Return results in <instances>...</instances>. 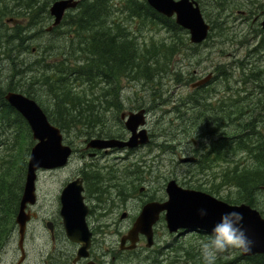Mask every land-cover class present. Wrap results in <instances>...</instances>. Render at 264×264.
<instances>
[{
    "label": "rangeland",
    "instance_id": "374dc122",
    "mask_svg": "<svg viewBox=\"0 0 264 264\" xmlns=\"http://www.w3.org/2000/svg\"><path fill=\"white\" fill-rule=\"evenodd\" d=\"M113 2H116L117 4V6H115L114 18L120 21L122 18V21L125 20V23L127 24L126 26L128 27L129 25V29L143 48H145L144 46L148 47L153 44L159 45L160 42L169 41L170 43H174V41H178L175 33H169L165 27L159 24L156 25L150 20H144V22L139 18H134L133 20L128 18V20H126L128 15L121 13L122 9L120 8V3H122L123 0L122 2L119 0H113ZM214 4L211 0H207L205 1V5L202 7L207 22L211 24L210 22L213 21L217 24V29H215L213 33L212 31L210 33L213 36L211 40H207L202 45L195 46L190 43L188 35H186L185 38H182L183 42L187 43V45L184 49H181V52L176 53L172 58L171 71L163 77L157 78L156 83H152V85L146 83L144 80L142 81V79L139 81L135 79L129 81V79L123 78L120 80L122 82H120L118 88L122 90L121 102L124 104V106L122 104V107H124L123 111H138V107L140 106L148 110L147 130L152 136L150 142L152 144L130 153L115 151L110 152L107 155L101 154L102 156L94 159L84 151L86 149L87 137L82 135L81 131L75 129L70 133L69 141L66 140V143L75 149V153L68 166L63 169L52 171L53 173L41 172L39 174L37 184L39 203L45 205L50 213L57 208V199L60 194V190L70 178L83 172L85 169V163L86 165L94 163V165L100 167L101 170H105L113 166V170L121 172L119 173L121 174L119 176L123 177L122 174L129 164L140 159L145 160L146 165L144 164L145 166L142 165V167L146 168H143L145 173L142 174L141 183L139 180H134L135 178L130 177L127 178L129 180L128 185H126V181L122 180L119 182L123 183H115L112 188H109L106 184L111 182L107 178L103 180L105 188H108V190H112L113 192L120 191L119 185L121 187L124 185L127 192L129 190L131 191V189H135V192L131 191V195L125 196V200L117 198L115 200V204L110 201L109 196L107 199L108 204L105 205L104 209H101L100 199H103V196L98 195L91 197L88 192L86 194L88 200L96 210L97 216L95 219L97 220H95V225H97V229L100 230L102 226H105L104 229L108 232L107 239L102 241L101 245L102 251L108 254L106 259L108 264L112 263L114 256L116 259L118 258L122 235L127 234V232L133 227V219L121 221L123 213L127 212L131 215V218L135 216L138 212L140 198L146 196H150L149 198L155 196L161 201L167 200L165 190L169 181L176 180L184 188L195 190L202 189L201 191H205L210 194L213 193L212 195L217 198H227L229 200H233L234 202L238 201L241 204H244L242 202H244L247 197L241 194L237 184H230L232 176H229V173L236 171L237 169L238 171H242L249 168V171L260 172V175L264 176V164H261V167L258 168L260 166L257 162L258 158L255 157V155L252 154L251 156V154L247 151L242 150L232 153L227 158L225 157V160L215 163L210 171L198 176L195 175L196 169L194 165L182 164L179 161V156L181 158H186L187 156L190 157V155L191 157H198V155H201L199 152L202 149V146L199 143L200 141H198V144L195 146L192 142L193 138L197 139V136L189 138V136H185L183 134L181 126L185 122L183 120H188L187 125L192 127V120H190L189 117L193 114L188 113L190 112V107L188 108L189 111L185 110V107L182 104H185L188 95L191 94V86L206 80L209 76H212V78L205 84V90L208 91L207 101L213 104V107L211 108L215 109L214 106H216L221 99L223 101L225 100V103L230 97L237 95L236 101H240V105L245 107L247 110L246 116L243 117L244 120L242 119V121L249 122V120L251 121L254 118L257 120L258 126L256 129L249 131L252 135L255 133L254 136L251 135L250 146H256L255 139L258 138V131H260L264 137V92L256 85V83L253 82V78H244L242 76L243 71L249 73L250 70L264 68V47L260 46L261 40L264 39V30L261 29L264 21V0H236L234 3L227 5V7H225V11L223 12L222 10L221 15L218 14V9ZM10 19V17H5L3 24L6 27L8 26V28H14L16 23L11 22ZM219 20L225 23H222ZM128 22L130 24H128ZM22 23L25 25L27 24V21H22ZM42 26L43 25H41L39 29H42ZM62 28H65L61 31L63 34L64 30L67 29V26ZM256 30H263V33L258 35ZM41 36L32 42L34 46L37 44L43 45L48 39L45 35ZM65 41L66 39L63 37L61 38V41L56 44H59L61 47L66 45ZM36 51L25 52L23 56L28 62L35 61L37 58L36 55L39 56ZM52 53L46 52V58L43 60L46 64L61 62L60 60L63 61V56L61 54L54 53L55 57H52ZM57 57L59 58V61L57 60ZM232 61L235 63H231ZM244 63L246 64V68ZM221 66H226L227 69H231L228 70L230 72L232 71L231 73H233V76L231 74V77L228 78L229 82L226 81L224 77L219 78L218 68ZM8 74L9 65L6 62H3L0 64V80L2 81L3 87L8 86ZM29 85L31 86V91L37 93V98L35 97L36 101L43 108L50 111L51 114H54L53 112L56 109L55 103L48 93L36 84H28L25 85V87ZM78 86H80L78 91L85 95V100L94 101L96 104L99 103L100 89L94 90L93 88L92 90L89 85L80 82H78ZM21 91H23L22 88ZM83 91H87L86 93L88 94ZM205 92L203 95L206 94ZM179 101L181 102L180 104ZM223 101L222 104L226 106ZM176 104H179V106L175 108L174 112L173 108ZM222 106L219 108V112L220 115L224 117L223 110L226 107ZM178 108L182 110L179 113L177 112ZM234 110H236V108H234ZM121 113L122 111L117 112L116 115L114 114V110H110L106 113V126H108L107 128L110 129V133L114 136L129 138L130 133L126 130L125 125L121 120ZM200 126L204 129L207 128L208 125H204L205 127L203 125ZM203 129L201 130V133L207 136L211 135L210 133L207 134L208 132H205L207 129ZM226 131L225 125L224 127L222 125L221 136H223L222 134L225 136ZM170 132H173L172 134L175 136L170 135ZM208 139H206L207 141H204L202 144L209 143L212 136L209 140ZM0 142H4V139L1 138ZM167 144L171 146L173 145L175 149L168 147ZM2 151L3 149L0 150V152ZM188 153L190 155H188ZM262 161H264L263 158ZM19 163H21V161ZM94 172L96 173L97 170ZM99 175L101 176V174ZM97 177L99 176L95 177V181ZM134 186H137V190ZM198 187L201 189H198ZM141 188L145 189L143 193H140ZM130 198L133 200H130ZM248 198L251 200L250 196H248ZM254 199L255 203L253 208L258 210L262 216H264V186L256 190ZM120 205L123 206L120 207ZM105 209L107 211L103 216L102 213ZM181 234H170L165 221H161L155 227L154 250L147 248V242L145 240L141 250L142 253L140 255L125 254L120 257H122V259H125V257L131 258L132 260L136 259L138 263L141 261L143 264H154L152 261L155 257H158L159 255L161 256L162 254L163 259L165 258L163 260L165 261V264H195L196 261L197 264H202L199 251L200 244L207 236H203L198 233ZM154 254H156V256ZM19 256L18 237L15 236L5 244L0 257L2 264H16ZM150 256H152L153 259L150 258ZM240 256L241 253L236 252L230 261H237L234 264H247L246 261L239 258ZM116 259L113 260V262H115ZM225 263L226 262L224 261L217 262V264ZM117 264L124 263L120 262Z\"/></svg>",
    "mask_w": 264,
    "mask_h": 264
},
{
    "label": "trees",
    "instance_id": "16d2710c",
    "mask_svg": "<svg viewBox=\"0 0 264 264\" xmlns=\"http://www.w3.org/2000/svg\"><path fill=\"white\" fill-rule=\"evenodd\" d=\"M55 1L56 0H0L1 2L0 3L1 4L0 5V27H1L0 28V58H1L0 64L6 62L9 65V74L7 75L8 86L4 88L2 86V81L0 80V100L4 98L3 96H5L8 89H9L8 91H18V90L21 91V88L23 89L22 92L24 94H26L31 98L36 99L37 98L36 92L24 90L26 89L24 88L25 85L36 84L41 89H44L49 96L51 94L50 97L52 99L54 98L53 101L56 106V110L53 112L54 114H52L51 116V113L45 108L44 111L47 113L51 122L63 131L68 141H69L70 133L73 132L75 129L89 136H93L96 133L97 136L100 138L114 137L112 133L105 134L103 131L96 132L92 129L91 127L92 124L106 123L105 112L108 110H106L105 105L102 104L100 100L98 104H96L94 101L85 100L84 98L85 95L78 91V87H79L78 82L85 81L86 83H90V84L97 82L95 83V85L99 83H100L99 85L104 84L105 86L104 89H107L110 92H106V94H104L103 97L106 98L107 93L108 94L110 93V95H108V99L106 98V100L108 103L114 105V109H113L114 114L117 115V112H120L122 109V103H120V99H119V94H121V90L120 88H118V83L120 82V80L123 79L124 77L129 80L144 79L147 82H153L155 77H157V75L155 76L156 73H163L164 75L169 73L171 71L172 58L175 56L176 53L181 52V49L182 48L184 49V47L187 45V43L183 42L182 38H185L186 35H188V33L183 29H181L180 27H178L174 19H166L161 15H159L158 13H156L148 5L146 0L145 1L123 0V2L120 4V8L122 7L121 13L126 15H128V13L130 14L128 15L126 20H128V18L134 19L140 17L139 19L150 20L154 24L158 23L159 25L164 26L165 28H167L169 33L173 31H174L173 33H175L176 35L178 33L177 35L178 42H174V43H170L168 41L160 42L159 45L153 44L148 47L144 46L145 48H143L140 45V43L136 40L131 30L125 25V21H120L114 18L115 6H117V4L113 3L112 2L113 0H83L80 3L78 9L75 12L71 13L70 16L68 15L67 19H65L67 24L64 21L65 23L63 25L65 27L67 26L66 32L61 34L62 27H64L61 26L55 29L54 32L55 38L52 39L48 38L47 39L48 41L46 40V42L43 45L37 44L36 46H34L32 42L40 38L39 36L45 35L47 37H50L49 34L47 35L45 34L46 32H39L40 30L38 29L37 26L43 24L44 22L47 23L49 20L51 21V17L49 14V7ZM129 1L131 2L129 3ZM196 1L200 4L202 8L205 5V1L207 0H196ZM211 1L213 4L215 3L214 5L217 7L219 15H221L222 8L223 11H225V7H227V5L229 4L234 3L236 0H211ZM133 3H135L134 7H133L134 5ZM13 4L16 5L13 7ZM141 7L142 9L139 10ZM129 8L130 10H128ZM135 8L137 9V11L135 10ZM112 12L114 13V15L112 14ZM141 13H143L144 15L143 14L141 15ZM4 17H10L12 19L17 20L18 22L16 23L14 28H8L3 25ZM146 17L148 19H145ZM22 21H27V24L24 25ZM210 23L212 24V33H213L214 30L217 29V24H215L216 22L213 21H211ZM124 32L126 33V35ZM256 32L258 35L260 33H263L261 30H256ZM63 36L66 39L65 41L66 45L60 47L59 44L57 45L56 43L61 41V38ZM126 37L127 38L129 37L130 39L129 38L127 39ZM212 37H213L212 34H210L208 40H211ZM260 46L264 47V39L261 40ZM33 47L37 50L36 53L39 54V56L36 55L37 58L35 61L28 62L23 55L25 52L28 51L32 52L34 49ZM139 47H141L140 48L141 51H139L140 50ZM190 47L192 48L191 45ZM52 50L54 51L53 53L56 54L60 53L61 55L64 54L63 61L56 63L53 62L52 64H46L43 61V59L46 58L45 54L46 52L50 53ZM41 51L43 52L44 55L42 54ZM77 52L78 55L79 53H81L82 56L78 57ZM137 52L141 54L137 55ZM159 52H161L162 54ZM73 59L75 60L80 59L82 63L81 66L80 64L75 63ZM18 62L21 65L18 64ZM63 64L65 65V67ZM67 66H69L70 68ZM244 66L246 68V64H244ZM73 67L75 68V70ZM226 69H227L226 67L223 68L219 67L218 73L220 77L221 76L224 77V79L229 82L228 78L231 77V75H229L231 73L228 69L227 70ZM46 73L48 75H46ZM242 76L244 78H250V77L253 78V82L256 83V85L260 87V89L264 92V78H263L264 68L262 69L259 68L258 70H250L249 73L243 71ZM77 77L79 78L77 79ZM117 77L119 80H117ZM107 81H110L111 83ZM56 82L57 84H55ZM202 89H199L198 91L200 92H197L200 94L199 96L193 95L190 97V99H194L195 101V104H193L194 112L196 111L195 109H198V107L206 105V103L204 104L201 102L202 98L205 99L209 107H213V104L207 101V97L203 96V93L206 91L205 88ZM1 93L3 94L1 95ZM205 95H207V92ZM230 98L225 103L226 106L221 104L222 101H219L217 105L214 106L215 108L213 110L214 114H211L210 116L208 115L206 116L207 113L204 110H202V108L200 107L198 111L195 113V116L189 117V119L192 121L194 120L201 121L203 119L202 125L207 124L208 125L207 128L209 129L208 131L206 130L205 132L208 133L211 132V135L209 137L211 136L214 138L216 136L218 137L215 138L216 141L212 139L213 143L211 142V144L208 146L209 151H207V153L204 152L201 154L202 157L200 156L197 166L195 167L196 176L200 175L201 173L210 171L215 163L225 160V157L227 158L232 153H236L237 151L240 150L247 151L249 154H253V155L257 153L255 157L258 158V156H260L257 161L260 165L258 168L261 167V164H264V161H262V158L264 159V137L262 136V133L260 131L257 132L258 138L256 140L255 147L250 146L251 138L248 137L252 135L249 133V131L255 130L256 127L258 126L256 118L252 119L251 122L241 123L242 122L241 119H243V117L246 116L247 110L245 107L240 106V104L238 105L239 101L238 102L236 101L237 95L234 97L232 96ZM236 103L238 106H236ZM222 105L226 107L223 110V112L224 111L226 112L224 113V117H222L219 112V108ZM3 106H4L3 111L0 112V126H1L0 131L5 130V133L8 134L7 130L9 129L11 130L10 131L11 135L8 138V140L4 142L3 147L0 148V150L3 149V151L0 152V254L5 244L8 241H10L16 227L15 219L19 211L20 201L24 191L26 172H27V161L30 155L31 148L34 146L31 130L28 124L25 122V120H23V118L20 115L15 113L14 110H12L9 107H6L5 103H3ZM234 108H236V110H234ZM197 115L200 117V119ZM233 117L237 118V120L236 119L233 120ZM223 123L226 124L225 127L227 129V132H225L226 134L225 136L224 135L221 136L220 134L221 133L220 129H222L221 126L222 125L224 126ZM230 124L232 126H230ZM240 129L242 130L241 132ZM219 131L220 133H218ZM236 132L238 134H236ZM183 134L187 136L185 131L183 132ZM260 136L263 138H261ZM220 146L222 149L220 148ZM252 147L254 149H252ZM170 148H175V147L170 146ZM20 161L21 163H19ZM230 175L232 176L230 184L232 183L237 184L241 191V194L247 197L245 198V201L242 203H246L254 207V203H255L254 195L256 190L264 186V176L260 175V172L249 171V168L244 169L242 171H238L237 169L236 171L230 172L229 176ZM97 180L101 182L100 186ZM94 182L95 183L93 184L94 186L93 188L95 189L93 188L92 189L95 192L99 190L96 192L99 195H105L106 193H104V191L107 190L108 188H105L104 181L101 180V178L97 177L96 181L94 180ZM198 189L201 188L198 187ZM248 196H250L251 200L248 198ZM221 199L230 204H241L238 201L234 202L233 200H229L227 198H221ZM198 234L207 236V234L205 233H198ZM239 258L246 261L247 264H264V256H257L246 259L240 256ZM235 262L237 261L235 260L229 261L226 262L225 264H234ZM195 264H197V261L195 262Z\"/></svg>",
    "mask_w": 264,
    "mask_h": 264
},
{
    "label": "water",
    "instance_id": "95a60500",
    "mask_svg": "<svg viewBox=\"0 0 264 264\" xmlns=\"http://www.w3.org/2000/svg\"><path fill=\"white\" fill-rule=\"evenodd\" d=\"M81 0H58L50 8L53 24L48 29L52 31L59 27L66 14L77 8ZM148 5L158 14L174 19L177 26L189 33L190 43L202 45L209 37L211 25L205 20L199 3L195 0H147ZM264 29V21L262 23ZM206 80L193 85V88L205 85L211 80ZM8 104L13 107L28 123L33 139L36 142L32 148L27 167V175L16 223L19 227L18 246L24 255V242L27 224L31 220L27 212L29 206L37 203L38 173L42 170H56L65 168L73 155V148L64 143L61 129L51 123L45 111L36 100L18 92L10 91L5 96ZM125 128L131 133L128 141L118 139H94L87 148L98 151L109 149H137L150 142L146 111L122 114ZM182 163H193V157L181 158ZM84 185L81 179L67 184L61 193V215L64 219L68 237L77 243H82V253L87 255L91 245L92 234L87 224L89 208L83 196ZM168 200L165 202H152L146 204L138 216L133 228L122 238L121 244L129 241L134 249L141 236H145L147 247L154 245V227L164 214L168 232L205 233L209 234L221 215L228 210H238L244 214V227L249 237L254 241L251 252L242 254L243 258L264 256V217L262 214L247 204L233 205L218 199L208 193L185 189L176 180L170 181L166 186ZM206 207L209 215L201 219L198 210ZM125 216H123L124 218ZM23 261V259L21 260Z\"/></svg>",
    "mask_w": 264,
    "mask_h": 264
},
{
    "label": "flooded vegetation",
    "instance_id": "af4514ba",
    "mask_svg": "<svg viewBox=\"0 0 264 264\" xmlns=\"http://www.w3.org/2000/svg\"><path fill=\"white\" fill-rule=\"evenodd\" d=\"M114 137L119 138L120 140L123 141H127L128 139L125 137L120 138V136H114ZM100 139H104V138H100ZM84 151L87 152V154L93 158H98L99 155L101 154L107 155L110 152H114V150L108 152V151H95V150H87V149H85ZM123 152L130 153L127 150ZM78 179H81L83 181L85 187L83 196L85 198V203L89 208V212L86 220L89 227V231L92 234V237H91L90 248L88 249L87 252H85L87 253V255L86 254L84 255L81 251L83 247L82 243L73 242L68 237L65 222L61 215V198H60L61 191L68 183ZM86 181H87V177L84 174V172L83 174L80 173L79 175L70 178L65 183L64 187L60 190V194L57 199V208L53 212L49 213L45 205L39 203V196L37 203L34 206L28 207L27 211L31 215V220L29 221L26 230L25 243H24L25 253L24 255H22L19 249L20 256L16 264H36V263L37 264H108L106 260L108 254L102 251V247H101L102 241H104L108 237L107 236L108 232L105 231L104 229L105 226H102L100 230L97 229V225H95V220H97L95 219V217L97 216L96 210L94 209L93 205L86 196L87 192L91 197L98 196L99 194L94 192L93 189H88ZM144 191L145 189L142 188L141 193H143ZM104 193L106 194L102 195L103 199H100L101 209H104L105 205L108 204L107 199L110 196L111 191L107 189L104 191ZM149 197L150 196H146L140 199L138 212L135 216L131 218V215H129L127 212H124L123 215L121 216V221L126 219L127 220L133 219L132 225L134 226L138 216L140 215L143 207L146 204L152 202H163L160 199L156 198L155 196L151 198ZM121 206L123 205H120V207ZM106 211L107 210L105 209L104 212L102 213L103 216L105 215ZM123 216L125 217L123 218ZM164 218H165L164 215H161L159 223L161 221H164ZM127 234H123L122 238ZM14 235L18 236L17 226L14 231ZM144 241L145 238L141 237L137 246L134 249H130L131 243L129 241H126L124 245L120 244L118 258L116 259V257L114 256L113 260L116 259V261L113 262L112 260L111 264H117L120 262L124 264H143L141 261H139L138 263L136 259L132 260L131 258H127V257H125V259H122V257L120 256L125 254L140 255L142 253L141 250L143 248ZM152 249L150 248V250ZM161 256L155 257L154 260L157 261L155 262L153 260L152 262L154 264H165V261L162 260L163 256L162 257ZM22 259L23 261H21ZM0 264H2L1 257H0Z\"/></svg>",
    "mask_w": 264,
    "mask_h": 264
},
{
    "label": "bare ground",
    "instance_id": "6f19581e",
    "mask_svg": "<svg viewBox=\"0 0 264 264\" xmlns=\"http://www.w3.org/2000/svg\"><path fill=\"white\" fill-rule=\"evenodd\" d=\"M118 1V0H117ZM119 1H121L122 2V0H119ZM133 1H135V0H133ZM145 1V0H144ZM3 2V1H2ZM11 2V1H10ZM16 2V1H15ZM14 2V3H15ZM113 2V1H112ZM127 2V1H126ZM131 1H129V3H130ZM143 2V1H142ZM1 3V2H0ZM114 3V2H113ZM119 3V2H118ZM138 3V2H137ZM115 4H116V2H115ZM121 4V3H120ZM124 4V3H123ZM134 5H133V7L135 6V3H133ZM1 5V4H0ZM16 5V4H15ZM14 4H13V7L15 6ZM125 5V4H124ZM123 5V6H124ZM131 5H132V3H131ZM9 6V5H8ZM110 6H112V5H110ZM127 6H128V4H127ZM142 6V5H141ZM220 6V5H219ZM130 7V6H129ZM147 7V6H146ZM122 8V7H121ZM126 8V7H125ZM149 8V7H148ZM132 9V8H131ZM139 9V8H138ZM142 9V7L139 9V10H141ZM114 10V9H113ZM128 10H130V8L128 9ZM135 10L137 11V9L135 8ZM222 10H223V8H222ZM145 11H147V10H145ZM152 11V10H151ZM125 12V11H124ZM224 12V11H223ZM77 13V12H76ZM128 13V12H127ZM147 13V12H146ZM112 14L114 15V13L112 12ZM131 14H132V12H131ZM137 14V13H136ZM143 13H141V15H142ZM219 14V13H218ZM128 15H130L129 13H128ZM144 15V14H143ZM69 16H70V14H69ZM134 16H135V13H134ZM137 16V15H136ZM148 16V15H147ZM12 17V16H11ZM127 17V16H126ZM131 17V16H130ZM142 17V16H141ZM5 18V17H4ZM70 18V17H69ZM140 18V17H139ZM150 18V17H149ZM145 19H148L147 17L145 18ZM220 19V18H219ZM224 19H226V18H224ZM111 20V19H110ZM118 20V19H117ZM122 20H123V18H122ZM121 20V21H122ZM133 20V19H132ZM138 20V19H137ZM142 20V19H141ZM140 20V21H141ZM154 20V19H153ZM156 20V19H155ZM222 20V19H221ZM125 21V20H124ZM158 21V20H157ZM220 21V20H219ZM52 21H48L47 23H43V24H40L39 26H38V29H39V27L41 26V25H43L42 26V29H39L40 31L39 32H46L45 34L47 35V34H49L50 35V37H48V38H55L54 37V32H55V29L56 28H54L52 31H48V29L52 26V23H51ZM66 22V21H65ZM64 22V23H65ZM116 22V21H115ZM143 22H144V20H143ZM150 22V21H149ZM156 22V21H155ZM220 22H222V21H220ZM227 22V21H226ZM255 22H257V21H255ZM8 23V22H7ZM51 23V24H50ZM63 23V24H64ZM120 23V22H119ZM222 23H225V22H222ZM37 24V23H36ZM66 24H67V22H66ZM128 24H130L129 22H128ZM158 23H156V25H157ZM216 24V23H215ZM125 25H127L126 23H125ZM224 25V24H223ZM259 25H260V23H259ZM64 26V25H63ZM71 26V25H70ZM124 26V25H123ZM169 26V25H168ZM3 27V26H2ZM8 27V26H7ZM164 27V26H163ZM226 27V26H225ZM1 28V27H0ZM37 28V27H36ZM123 28V27H122ZM128 28H129V25H128ZM169 28V27H168ZM261 28V27H260ZM32 29H33V27H32ZM62 29H65V28H62ZM127 29V28H126ZM163 29V28H162ZM172 29V28H171ZM262 29V28H261ZM61 30V29H60ZM166 30H167V28H166ZM170 30V29H169ZM174 30V29H173ZM172 30V31H173ZM36 31H37V29H36ZM66 30H64V32H65ZM124 31V30H123ZM178 31V30H177ZM263 31V30H262ZM26 32V31H25ZM32 32H33V30H32ZM59 32V31H58ZM63 32V33H64ZM70 32V31H69ZM73 32V31H72ZM71 32V33H72ZM127 32V31H126ZM174 32V31H173ZM179 32V31H178ZM60 33V32H59ZM125 33V32H124ZM177 33V32H176ZM31 34V33H30ZM37 34H39V33H37ZM37 34H36V36H37ZM44 34V33H43ZM62 34V33H61ZM127 34H129V33H127ZM48 35V36H49ZM67 35V34H66ZM71 35V34H70ZM72 35H74V34H72ZM125 35H126V33H125ZM172 35H174V34H172ZM177 35H178V33H177ZM33 36V35H32ZM35 36V35H34ZM181 36V35H180ZM64 37V36H63ZM62 37V38H63ZM177 37V36H176ZM61 38V37H60ZM65 38V37H64ZM127 38V37H126ZM129 38V37H128ZM127 38V39H128ZM173 38V37H172ZM178 38V37H177ZM130 39V38H129ZM35 40V39H34ZM134 40V39H133ZM30 41V40H29ZM33 41V40H32ZM45 41V40H44ZM48 41V40H47ZM130 41V40H129ZM169 42V41H168ZM175 42V41H174ZM178 42V41H177ZM48 43V42H47ZM30 44H31V42H30ZM134 44V43H133ZM41 45V44H40ZM171 45V44H170ZM137 46V45H136ZM11 47V46H10ZM38 47V46H37ZM165 47V46H164ZM34 48V47H33ZM39 48V47H38ZM141 47H139V49H140ZM251 48V47H250ZM14 49H16V48H14ZM13 49V50H14ZM21 49H22V47H21ZM59 49H60V47H59ZM186 49V48H185ZM19 50V49H18ZM158 50H159V48H158ZM27 51V50H26ZM39 51V50H38ZM56 51V50H55ZM63 51V50H62ZM139 51H141V49L139 50ZM142 51H143V49H142ZM46 52V51H45ZM51 52H54L53 50L51 51ZM64 52H65V50H64ZM24 53V52H23ZM63 53V52H62ZM157 53V52H156ZM159 53H161V52H159ZM14 54V53H13ZM12 54V55H13ZM43 54V53H42ZM53 55H54V53H52ZM58 54H60V53H58ZM141 53H139V52H137V55H140ZM162 54V53H161ZM44 55V54H43ZM46 55V54H45ZM51 55V54H50ZM52 55V57H55V56H53ZM56 55V54H55ZM64 55V54H63ZM62 55V56H63ZM77 55H78V52H77ZM252 55H253V53H252ZM19 56H20V54H19ZM42 56V55H41ZM80 56H82V54L81 53H79V55H78V57H80ZM156 56H157V54H156ZM158 56H159V54H158ZM255 56V55H254ZM3 57V56H2ZM18 57V56H17ZM17 57H16V59H17ZM60 57V56H59ZM68 57H70V56H68ZM186 57H187V55H186ZM253 57V56H252ZM43 58V57H42ZM159 58V57H158ZM1 59V58H0ZM15 59V58H14ZM13 59V60H14ZM59 58L57 57V60H58ZM71 59V58H70ZM249 59V58H248ZM251 59V58H250ZM4 60H6V59H4ZM8 60V59H7ZM20 60V59H19ZM37 60H39V59H37ZM44 60V59H43ZM55 60V59H54ZM65 60V59H64ZM238 60V59H237ZM15 61V60H14ZM59 61V60H58ZM60 61H62V60H60ZM66 61V60H65ZM73 61L76 63H78V64H80V66H81V60L80 59H73ZM238 61H240V60H238ZM52 62V61H51ZM17 63V62H16ZM56 63V62H55ZM231 63H235V62H231ZM241 63V62H240ZM239 63V64H240ZM18 64H20L19 62H18ZM49 64V63H48ZM52 64V63H51ZM59 64V63H58ZM245 64V63H244ZM21 65V64H20ZM30 65V64H29ZM43 65V64H42ZM64 65V64H63ZM15 66V65H14ZM47 66V65H46ZM51 66V65H50ZM53 66V65H52ZM234 66V65H233ZM233 66H232V69H233ZM241 66V65H240ZM64 67H65V65H64ZM67 67H69V66H67ZM222 67V66H221ZM226 67V66H225ZM239 67V66H238ZM52 68V67H51ZM50 68V69H51ZM70 68V67H69ZM74 68V67H73ZM223 68V67H222ZM228 69H230V68H228ZM242 69V68H241ZM74 70H75V68H74ZM220 70V69H219ZM227 70V69H226ZM231 70V69H230ZM236 70V69H235ZM22 71V70H21ZM54 71V70H53ZM24 72V71H23ZM62 72V71H61ZM95 72V71H94ZM232 72V71H231ZM230 72V73H231ZM52 73H54V72H52ZM59 73V72H58ZM65 73V72H64ZM99 73H100V71H99ZM217 73V72H216ZM224 73V72H223ZM243 73V72H242ZM51 74V73H50ZM103 74V73H102ZM226 74V73H225ZM232 74V73H231ZM231 74H229V75H231ZM17 75V74H16ZM46 75H48L47 73H46ZM70 75V74H69ZM73 75V74H72ZM93 75V74H92ZM98 75V74H97ZM157 75V77H155V79H154V81L153 82H147V81H145L144 79V81L146 82V83H149V84H151L152 85V83H156V79L157 78H159V77H163L164 76V74L163 73H156L155 74V76ZM215 75V74H214ZM94 76V75H93ZM109 76V75H108ZM219 76V75H218ZM218 76H216V77H218ZM224 76V75H223ZM55 77V76H54ZM74 77V76H73ZM81 77V76H80ZM95 77V76H94ZM103 77V76H102ZM101 77V78H102ZM110 77V76H109ZM180 77V76H179ZM222 77V76H221ZM226 77V76H225ZM229 77V76H228ZM68 78V77H67ZM79 77H77V79H78ZM120 78V77H119ZM122 78V77H121ZM124 78V77H123ZM188 78V77H187ZM194 78V77H193ZM219 78H220V76H219ZM47 79V78H46ZM70 79V78H69ZM76 79V78H75ZM92 79V78H91ZM94 79V78H93ZM111 79V78H110ZM14 80V79H13ZM52 80V79H51ZM85 80V79H84ZM98 80V79H97ZM100 80V79H99ZM109 80V79H108ZM117 80H119L118 79V77H117ZM142 80V81H143ZM182 80V79H181ZM193 80H195V79H193ZM220 80V79H219ZM222 80V79H221ZM16 81V80H15ZM18 81V80H17ZM67 81V80H66ZM101 81V80H100ZM130 81V80H129ZM128 81V82H129ZM135 81V80H134ZM139 81V80H138ZM46 82V81H45ZM49 82V81H48ZM70 82V81H69ZM105 82V81H104ZM107 82H110V81H107ZM120 82H122V81H120ZM120 82L118 83V85L120 84ZM125 82V81H124ZM137 82V81H136ZM135 82V83H136ZM144 82V83H145ZM80 83H83V84H86V85H89L90 86V88L93 90V88H94V90L95 89H100V96H99V100H100V102H102V104H104L105 105V107H106V110H108V111H106L105 112V114L106 113H108L110 110H113L114 109V105L113 104H110V103H108L107 102V100H106V98L108 99V95H110V93L108 94L107 93V95H106V98L105 97H103L104 96V94H106V92H110L109 90H107V89H104L105 88V86H104V84H102V85H99V84H97V85H95V83H97V82H95V83H86L85 81L84 82H80ZM111 83V82H110ZM130 83V82H129ZM212 83V82H211ZM219 83V82H218ZM50 84V83H49ZM55 84H57V82L55 83ZM107 84V83H106ZM109 84V83H108ZM125 84V83H124ZM187 84V83H186ZM191 84V83H190ZM48 85V84H47ZM54 85V84H53ZM59 85V84H58ZM113 85V84H112ZM215 85V84H214ZM16 86V85H15ZM21 86H22V84H21ZM45 86V85H44ZM57 86V85H56ZM104 86V87H103ZM120 86H122V85H120ZM208 86H210V85H208ZM6 87V86H5ZM4 87V88H5ZM49 87V86H48ZM80 87V86H79ZM78 87V88H79ZM107 87V86H106ZM149 87V86H148ZM211 87H212V85H211ZM13 88V87H12ZM24 88H26V89H24V90H29V91H31V86L29 85V86H27V87H24ZM46 88H47V86H46ZM51 89H52V87H51ZM111 89V88H110ZM191 89H192V92H191V94L190 95H188V97H187V99H186V101H185V104H182L185 108V110H188L189 111V107H190V112H188L189 114H193L194 116H195V113L198 111V109L201 107L202 108V110H204L207 114H206V116L208 115V116H210L211 114H214V109H212L211 107H209L208 106V104H207V102L205 101V99L204 98H202L201 99V102L202 103H206V105H204V106H200V107H198V109H195L196 111L194 112L193 111V104H195V101H194V99H190V97L191 96H193V95H200L199 93H197V92H200V91H198L199 89L197 88V87H195V88H193V86H191ZM200 89H202V88H200ZM206 89H208V88H206ZM216 89V88H215ZM9 90V89H8ZM7 90V91H8ZM15 90V89H14ZM71 90V89H70ZM74 90V89H73ZM107 90V91H106ZM117 90V89H116ZM203 90V89H202ZM88 91V90H87ZM86 91V92H87ZM204 91V90H203ZM84 93H86L85 91H83ZM113 92H115V91H113ZM117 92V91H116ZM206 92H208V91H206ZM205 92V93H206ZM96 93V92H95ZM3 93H1V95H2ZM86 94H88V93H86ZM204 94V93H203ZM210 94V93H209ZM208 94V95H209ZM220 94V93H219ZM93 95H94V93H93ZM98 95V94H97ZM112 95H113V93H112ZM111 95V96H112ZM212 95V94H211ZM217 95V94H216ZM50 96H51V94H50ZM74 96V95H73ZM117 96V95H116ZM203 96H205V97H207V95H203ZM4 98L2 99V100H0V112L1 111H3V103H5L6 104V107H9V108H11L12 110H14V112L15 113H17L18 115H20L13 107H11L9 104H8V102L6 101V99H5V96H3ZM101 97V98H100ZM212 97V96H211ZM230 97V96H229ZM228 97V98H229ZM234 97V96H233ZM240 97V96H239ZM2 98V97H1ZM111 98H113V97H111ZM213 98H214V96H213ZM225 98V97H224ZM54 99V98H53ZM119 99H120V103H122L121 102V94H119ZM231 99V98H230ZM106 100V101H105ZM222 100V99H221ZM220 100V101H221ZM237 100V99H236ZM223 101V100H222ZM225 101V100H224ZM224 101H223V103H224ZM228 101V100H227ZM197 102V101H196ZM200 102V101H199ZM235 102V101H234ZM233 102V103H234ZM238 102V101H237ZM240 102V101H239ZM181 102L179 101V104H180ZM226 103V102H225ZM224 103V104H225ZM123 104V103H122ZM179 104L177 105H174V112H175V108L177 107V106H179ZM222 104V103H221ZM232 104V103H231ZM240 103H238V105H239ZM198 105V104H197ZM217 105V104H216ZM230 105V104H229ZM237 105V103H236V106H238ZM123 106H124V104H123ZM228 106V105H227ZM241 106V105H240ZM5 107V108H6ZM56 107V106H55ZM218 107V106H217ZM223 107V106H222ZM229 107V106H228ZM4 108V109H5ZM230 108V107H229ZM138 109L139 110H145L146 111V115L148 116V110H146L145 108H143V107H138ZM183 109V110H184ZM56 110V109H55ZM217 110V109H216ZM223 110V109H222ZM180 111H182L181 109H179L178 108V113L180 112ZM50 112V111H49ZM232 112V111H231ZM234 112H236V111H234ZM51 113V112H50ZM216 113V112H215ZM222 113V112H221ZM224 113H226L225 111H224ZM233 113V112H232ZM187 115V114H186ZM192 115V116H193ZM219 115V114H218ZM217 115V116H218ZM235 115V114H234ZM248 115V114H247ZM50 116V115H49ZM51 116H52V114H51ZM50 116V117H51ZM106 116V115H105ZM198 116V115H197ZM216 116V115H215ZM233 116V115H232ZM13 117H15V116H13ZM199 117V116H198ZM214 117V116H213ZM213 117H212V119H213ZM242 117V116H241ZM199 119H200V117H199ZM207 119V118H206ZM234 119H236L237 120V118H235V117H233V120ZM248 119V118H247ZM8 120V119H7ZM24 120V119H23ZM53 120V119H52ZM57 120V119H56ZM203 120V119H202ZM202 120L200 121V120H194V121H192V127H190V126H188L187 125V121L188 120H183V121H185L181 126H182V130H183V132L185 131L186 132V134H187V136H189V138H193V137H195V136H197V139H195V138H193V140H192V142L194 143V146L196 145V144H198V141H200L199 143H200V145L202 146V149L199 151L201 154L202 153H204V152H206L207 153V151H209L208 149V146L211 144V142L213 143V141H212V139L213 140H215L216 141V137L214 138V137H212V139H210V137L209 136H207V135H205V134H203V133H201L202 131H201V126L200 125H202ZM204 120H205V118H204ZM209 120V119H208ZM242 120V119H241ZM244 120V119H243ZM2 121V120H1ZM212 121V120H211ZM248 121V120H247ZM5 122V121H4ZM13 122V121H12ZM15 122V121H14ZM26 122V121H25ZM106 122V121H105ZM232 122V121H231ZM249 122H251L250 120H249ZM3 123V122H2ZM1 123V124H2ZM19 123V122H18ZM27 123V122H26ZM205 123V122H204ZM228 123V122H227ZM241 123H243V121L241 122ZM224 124V123H223ZM232 124V123H231ZM230 124V126H232ZM3 125V124H2ZM9 125H11V124H9ZM13 125V124H12ZM16 125H18V124H16ZM207 125V124H206ZM218 125V124H217ZM224 125H226V124H224ZM239 125V124H238ZM249 125V124H248ZM247 125V126H248ZM199 126H200V129H199ZM203 126H204V124H203ZM214 126V125H213ZM219 126V125H218ZM242 126V125H241ZM1 127V126H0ZM92 129L94 130V131H96V132H99V131H103L105 134H108V133H110V129H108L107 127L108 126H106V123H104V124H101V123H95V124H92ZM205 127V126H204ZM208 127V126H207ZM222 127V126H221ZM224 127V126H223ZM245 127H246V125H245ZM5 128V127H4ZM210 128V127H209ZM214 128V127H213ZM228 128V127H227ZM242 128V127H241ZM169 129V128H168ZM207 130H208V128H207ZM221 131H222V129H220ZM225 130V129H224ZM223 130V131H224ZM227 130V129H226ZM228 130H230V129H228ZM10 131L11 130H7V133L8 134H6L5 133V130L4 131H0L1 133H0V139L1 138H3L4 139V142L6 141V140H8V138L10 137ZM171 131H173V130H171ZM206 131V130H205ZM242 130L240 129V132H241ZM13 132V131H12ZM151 132V131H150ZM210 132V131H209ZM216 132H217V130H216ZM227 132V131H226ZM173 132H170V135L172 134ZM218 133H220V131L218 132ZM217 133V134H218ZM168 134H169V132H168ZM207 134H209V133H207ZM210 134H211V132H210ZM216 134V133H215ZM221 134V133H220ZM236 134H238L237 132H236ZM245 134V133H244ZM251 134V133H250ZM5 135H9V136H5ZM82 135H84V136H86L87 138H86V142L88 143V142H90L91 140H94V139H100V137H98L97 136V134L95 133V135H93V137H89V135H87V134H83L82 133ZM169 135V136H170ZM173 135V134H172ZM214 135V134H213ZM222 135H224V134H222ZM242 135V134H241ZM249 135V134H248ZM254 135H255V133H254ZM254 135H252V136H254ZM174 136V135H173ZM215 136V135H214ZM89 137V138H88ZM219 137H220V135H219ZM249 138H251V136H248ZM257 137V136H256ZM261 137V136H260ZM153 138H154V136H153ZM210 139V141H209V143H206V144H202L204 141H207L206 139ZM218 138V137H217ZM261 138H263V137H261ZM208 139V140H209ZM223 139V138H222ZM221 139V140H222ZM154 140V139H153ZM218 140V139H217ZM255 140H257V138L255 139ZM4 142H0V148L1 147H3V145H4ZM191 142V141H190ZM191 142V143H192ZM192 143V144H193ZM150 144H152V143H150ZM254 144V143H253ZM168 145V147H170L171 145H169V144H167ZM200 145H197V146H200ZM222 145V144H221ZM157 146V145H156ZM173 146V145H172ZM171 146V147H172ZM212 146V145H211ZM223 146V145H222ZM153 147H154V145H153ZM158 147V146H157ZM166 147V146H165ZM161 148V147H160ZM164 148V147H163ZM197 148H199V147H197ZM217 148H219V147H217ZM220 148H221V146H220ZM224 148V147H223ZM165 149V148H164ZM175 149V148H174ZM222 149V148H221ZM252 149H254L253 147H252ZM251 149V150H252ZM151 150V149H150ZM150 150H149V152H150ZM170 150V149H169ZM218 150V149H217ZM224 150V149H223ZM165 151V150H164ZM196 151V150H195ZM162 152V151H161ZM197 152V151H196ZM222 152V151H221ZM253 152V151H252ZM169 153V152H168ZM243 153V152H242ZM150 154V153H149ZM180 154V153H179ZM193 154V153H192ZM211 154V153H210ZM240 154V153H239ZM257 154V153H256ZM256 154H255V156H256ZM188 155H190L189 153H188ZM197 155V154H196ZM249 155V154H248ZM100 156H102V155H99V157ZM201 157H202V155H200ZM204 156V155H203ZM214 156V155H213ZM251 156H252V154H251ZM183 157V156H182ZM188 157V156H187ZM190 157H191V155H190ZM194 157V156H193ZM236 157V156H235ZM260 156H258V158H259ZM156 158V157H155ZM185 158V157H184ZM250 158H252V157H250ZM95 159V158H94ZM256 159V158H255ZM233 161H235V160H233ZM230 162V161H229ZM238 162H240V161H238ZM238 162H236V163H238ZM179 163V162H178ZM146 165V162H145V160L144 159H140V160H137V161H135L134 163H131V164H129L128 165V167L127 168H125V171L123 172V177H121V176H119V175H121V174H119V173H121V172H118V171H115V170H113V166H111V167H109V168H107V169H105V170H101L100 169V167H98L97 165H94V163L93 164H89V165H86V163H85V169L83 170V172H84V174L86 175V177H87V188L88 189H92L94 186H93V184L95 183L94 182V180H95V177L96 176H99V178H101V176H102V180H104L105 178H107L111 183H107L106 185L109 187V188H112L113 186H114V184L115 183H123V182H119V181H126L127 183H126V185H128V182H129V180L127 179V178H130V177H132V178H135L134 180H139V182L141 183V180H142V174H143V168L144 167H142V165ZM180 164V163H179ZM233 164V163H232ZM244 164V163H243ZM144 165V166H145ZM230 165V164H229ZM242 165V164H241ZM106 166V165H105ZM236 166V165H235ZM121 167V166H120ZM231 167V166H230ZM232 167H234V166H232ZM82 168V167H81ZM240 168V167H239ZM117 169V168H116ZM82 170V169H81ZM95 170H97V172L95 173L94 171ZM123 171V170H122ZM77 173V172H76ZM99 174H101V176L99 175ZM201 174H203V173H201ZM200 174V175H201ZM97 182H99V180H97ZM101 183V182H100ZM99 184V183H98ZM97 185V184H96ZM100 186V185H99ZM96 187V186H95ZM119 192L118 191H112V190H110L111 191V194H110V201L112 202V203H115V200L117 199V198H120V199H123V200H125L126 198H125V196L127 195V196H129V195H131V193L132 192H135V189L134 190H132L131 189V191L129 190L128 192L126 191V189L124 188V185H123V187H121L120 185H119ZM134 188H136V190H137V186H134ZM236 188V187H235ZM93 189H95V188H93ZM142 189V188H141ZM141 189H140V193H141ZM97 191H99V190H97ZM96 191V192H97ZM95 192V191H94ZM134 198V197H133ZM141 199V198H140ZM145 199V198H144ZM131 200V199H130ZM133 200V199H132ZM143 201V200H142ZM128 202V201H127ZM152 250H154V249H152ZM156 250H157V248H156ZM155 250V251H156ZM159 251H160V249H159ZM161 251H163V250H161ZM155 253V252H154ZM156 254H157V252H156ZM156 254H154L155 256H156ZM159 254H160V252H159ZM153 255V256H154ZM162 255V254H161ZM164 255H165V253H164ZM0 256H1V254H0ZM160 256V255H159ZM167 256V255H166ZM165 256V257H166ZM151 258H152V256H150ZM157 257V256H156ZM162 257V256H161ZM153 259V258H152ZM159 259V258H158ZM165 259V258H164ZM163 258H162V260H164ZM168 260V259H167ZM155 261V260H154ZM157 261V260H156ZM155 261V262H156ZM37 264V263H36Z\"/></svg>",
    "mask_w": 264,
    "mask_h": 264
},
{
    "label": "clouds",
    "instance_id": "9594fccd",
    "mask_svg": "<svg viewBox=\"0 0 264 264\" xmlns=\"http://www.w3.org/2000/svg\"><path fill=\"white\" fill-rule=\"evenodd\" d=\"M201 219L209 215V210L202 207L198 210ZM254 247L244 227V214L232 209L225 211L211 233L200 244L202 264H217L218 261H230L236 252L247 254Z\"/></svg>",
    "mask_w": 264,
    "mask_h": 264
}]
</instances>
